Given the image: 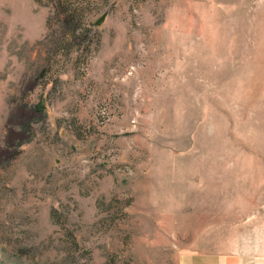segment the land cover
Here are the masks:
<instances>
[{
  "label": "rangeland",
  "instance_id": "1",
  "mask_svg": "<svg viewBox=\"0 0 264 264\" xmlns=\"http://www.w3.org/2000/svg\"><path fill=\"white\" fill-rule=\"evenodd\" d=\"M214 258L264 264V0H0V264Z\"/></svg>",
  "mask_w": 264,
  "mask_h": 264
},
{
  "label": "crops",
  "instance_id": "2",
  "mask_svg": "<svg viewBox=\"0 0 264 264\" xmlns=\"http://www.w3.org/2000/svg\"><path fill=\"white\" fill-rule=\"evenodd\" d=\"M214 259H215L214 264H227V261H226L227 258H220V259L214 258Z\"/></svg>",
  "mask_w": 264,
  "mask_h": 264
},
{
  "label": "trees",
  "instance_id": "3",
  "mask_svg": "<svg viewBox=\"0 0 264 264\" xmlns=\"http://www.w3.org/2000/svg\"><path fill=\"white\" fill-rule=\"evenodd\" d=\"M101 22L100 23H96V26H100Z\"/></svg>",
  "mask_w": 264,
  "mask_h": 264
}]
</instances>
